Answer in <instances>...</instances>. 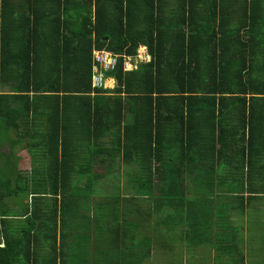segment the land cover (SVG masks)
Returning a JSON list of instances; mask_svg holds the SVG:
<instances>
[{"label": "trees", "instance_id": "trees-1", "mask_svg": "<svg viewBox=\"0 0 264 264\" xmlns=\"http://www.w3.org/2000/svg\"><path fill=\"white\" fill-rule=\"evenodd\" d=\"M141 45L148 63L92 87L94 50ZM1 85L0 147L23 142L31 168L0 166V264H84L118 247L105 238L146 259L179 228L240 264L264 252L248 224L210 237L264 194V0H0ZM116 164L129 194H97Z\"/></svg>", "mask_w": 264, "mask_h": 264}, {"label": "rangeland", "instance_id": "rangeland-1", "mask_svg": "<svg viewBox=\"0 0 264 264\" xmlns=\"http://www.w3.org/2000/svg\"><path fill=\"white\" fill-rule=\"evenodd\" d=\"M106 86L109 89H113L114 88V81L112 80H107L106 82ZM1 91H7L6 88H3ZM129 121V120H128ZM131 122V120H130ZM23 142L18 143V146L14 149V157H11L10 154V150L8 147L4 144L2 147H0V150L4 153H6V156L0 157V166H2L3 170L7 167V171H10V165L12 163V161L17 158L16 164H17V170L22 172L23 174H28L29 170L31 168V161H30V156L28 154V152L26 151L25 148H23ZM8 166H7V162ZM129 166L127 168H125L124 166L121 165H117L114 168L113 174L111 176H109L106 180H104L103 182H100L97 187H95L96 193L102 196L108 195L110 193H114L113 194H117L118 190L120 192H125V189H123L126 184L125 180L123 179V175L125 174V176L127 175L126 173H128L129 171ZM126 178V177H125ZM75 183L79 186V185H83L84 183V179H79L75 181ZM187 184H189L188 182L184 184V190L182 191V196L184 197V199H189V195H188V188H186ZM128 192V190H126ZM125 192V194H129ZM224 196H226V194H222ZM203 197V196H202ZM20 200L22 202L27 201V198L25 196H21ZM19 201V200H18ZM227 202V201H224ZM10 205L17 211L20 210L19 208L20 205L16 204L15 202H11L9 201ZM228 203V202H227ZM233 206V207H232ZM236 207V202H232L231 205L228 203V217L231 221L234 222V227L235 226H241V223L243 225L248 224L249 225V230H247V232H249L252 235H254L256 238H258L260 241H262V239L264 238V234H261L258 232V227H257V223L260 221H264V220H260L262 219V216L264 217V210H262L263 208L260 209V204L256 203V206H254V203L250 202L248 204V209L246 211V214L244 215L243 219L241 218V214L237 213L235 211ZM133 208H129V211L132 212ZM83 212V211H82ZM169 210L168 209H164L161 213H159V218H165L168 214ZM21 219V218H20ZM80 220V219H79ZM260 220V221H259ZM78 221V219H77ZM220 222H222V227H223V231H221L220 233H224L225 236L230 235V231H231V227L229 225H227V222L224 221L222 219H220ZM257 228H255V227ZM182 230V228H181ZM180 230V231H181ZM167 234V235H166ZM164 234L162 237L165 238L166 240L169 238V243L168 245H164L163 247H156L154 249H152V256L151 259H149L148 264H164L162 261L157 262V256H161V254H165L167 253V251L169 250V246H172V242H173V237L169 236V233ZM184 234V231L181 233V235ZM217 236V233H211L210 237L214 238ZM105 242L108 244V248H110L113 245H117L120 246L119 242H115L114 240H110L105 238L104 239ZM184 243H177L176 246V250L180 245H183ZM208 247L203 244L202 246L198 247V251H203L205 253H208V248L209 250H211L212 245H210V243H207ZM113 250V249H112ZM111 249H109L108 254H106V256L103 257H99V258H95V253H92L93 258H88L84 261V264H111L112 261H117V264H147V260L142 258L141 256H138L137 254H128V256H122L120 253L116 254L114 252V250L112 251ZM94 252V251H93ZM176 253H179L177 251H175ZM169 253V252H168ZM256 254H254L255 256L253 258H255V263L254 264H263L264 263V252L263 251H258L255 252ZM94 254V255H93ZM216 254H218L217 259L219 258V256L221 255H226V251L225 249L222 248V250L218 253L216 252ZM70 257H72L71 255H69ZM263 256V257H262ZM252 258V259H253ZM167 263V262H166ZM230 264H232V257H230ZM234 264H240L235 258H234Z\"/></svg>", "mask_w": 264, "mask_h": 264}, {"label": "crops", "instance_id": "crops-1", "mask_svg": "<svg viewBox=\"0 0 264 264\" xmlns=\"http://www.w3.org/2000/svg\"><path fill=\"white\" fill-rule=\"evenodd\" d=\"M9 5H11V7H13L15 10L16 9L18 10V8L17 7L15 8L12 4H9ZM32 8L34 10L31 9V11L29 13H28V11L24 13L31 20H32V17L34 16L33 14L35 13L36 10H38V11H44V10L48 9L47 6L44 5V4H38L36 6H33ZM15 13H16V11H15ZM16 15L17 14H15L11 18L14 19ZM11 18H9L7 20L10 21V20H12ZM3 88H6L7 91H1ZM3 92H6V93L10 92V88L1 85L0 86V93H3ZM128 120L130 122L131 118L128 117L127 118V121ZM121 166H123V165H121ZM128 198H131L129 200L130 201L129 203H132L133 204L134 201H136V206H138V204H141V202L143 200H145L147 197H142V196L132 197L131 196V197H128ZM245 202L247 203V204H245V212L247 210H249L248 209V204L250 202L254 203V206H256V203H259L260 206H261L260 209L263 208L262 210H264V194H261L259 196H256L253 200H246ZM130 207H131V205H130ZM160 210H162V209H160ZM168 210L170 212H173V209H170L169 208ZM191 212H192V215H193L194 214L193 210ZM197 213H198V211H197ZM188 214H189V211H188ZM193 216H195V215H193ZM243 217H242V219H243ZM260 220H264V217L262 216V219H260ZM227 225H229L230 227H233L234 228V222L231 221L230 219L227 221ZM256 225L258 227V232L261 233V234H264V221H260ZM257 227H255V228H257ZM182 229H184V228H182ZM180 230H181V228H179L177 231L169 234L170 237L172 236L174 238L173 239V242L171 244L172 246H169V250L167 251V253L161 254V256H157L156 257L158 259L157 262L162 261L164 264H230V257L231 256H229V255H221L217 259L218 254H216V252L214 251L215 248H218V247H222L223 246L222 248L225 249L226 252H229L222 242H219V243H210L209 242L210 245H212V248H211V250H209V248H208V253H205L203 251H198V247L199 246H202L203 244H205L208 247V245H207V243L194 242L193 235H191L193 233L192 228H186L185 229V232L188 231L191 234L190 235L185 234V237L186 238L184 237L183 242H179V243H184V244L183 245H180L177 248V250H176V246H177V243H178V238L176 236H177V233H179V235L181 234L182 230L181 231ZM221 231H223L222 222L217 221V220H213V225L210 228V235H211V233H214L215 232V233H217V236L214 237V238H212V239H215L216 240L217 238H220V237L221 238L222 237L223 238L224 237H227V236H225L224 233H220ZM231 231L233 232L232 229H231ZM245 235H246V232H245ZM249 236L251 237V234H249ZM252 237H254V241H255L254 243L255 244H260L258 242V238H256L254 235H252ZM246 239L244 240V246L245 247L242 246L245 249V253L248 250V248L253 245L252 244L253 241L252 242H247ZM159 243L162 246L161 245L159 246L158 245ZM168 243H169V238L166 240L165 238L160 237L159 240H158L157 246L163 247L164 245H168ZM119 247L120 246L116 247L114 249V252H117L118 250L120 251ZM154 248H156V247H154ZM152 251L153 250H151L150 256L146 258L147 264L149 262V259H151ZM175 251H177L179 253H176ZM103 256H106V255H102L101 257H103ZM255 261H256L255 258H253L252 260H249V261L248 260H245V263L246 264H254ZM111 264H114V261L111 262ZM232 264H234V258L233 257H232Z\"/></svg>", "mask_w": 264, "mask_h": 264}, {"label": "built area", "instance_id": "built-area-1", "mask_svg": "<svg viewBox=\"0 0 264 264\" xmlns=\"http://www.w3.org/2000/svg\"><path fill=\"white\" fill-rule=\"evenodd\" d=\"M120 59H122V62ZM92 60V87L96 89H107V80H114L107 77L106 73L115 71L120 62L123 72H133L141 65L148 63L150 61V56L145 46H139L135 55L121 56L106 50H94L92 52Z\"/></svg>", "mask_w": 264, "mask_h": 264}, {"label": "clouds", "instance_id": "clouds-1", "mask_svg": "<svg viewBox=\"0 0 264 264\" xmlns=\"http://www.w3.org/2000/svg\"><path fill=\"white\" fill-rule=\"evenodd\" d=\"M142 46V45H141Z\"/></svg>", "mask_w": 264, "mask_h": 264}]
</instances>
